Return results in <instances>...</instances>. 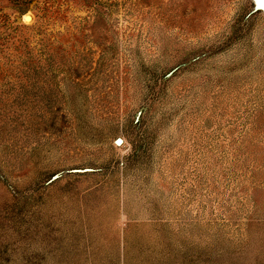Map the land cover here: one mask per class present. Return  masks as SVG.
<instances>
[{"label": "rangeland", "instance_id": "rangeland-1", "mask_svg": "<svg viewBox=\"0 0 264 264\" xmlns=\"http://www.w3.org/2000/svg\"><path fill=\"white\" fill-rule=\"evenodd\" d=\"M263 3L0 0V264H264Z\"/></svg>", "mask_w": 264, "mask_h": 264}, {"label": "water", "instance_id": "water-1", "mask_svg": "<svg viewBox=\"0 0 264 264\" xmlns=\"http://www.w3.org/2000/svg\"><path fill=\"white\" fill-rule=\"evenodd\" d=\"M262 7L264 8V4H262ZM29 17H30V15H29ZM25 18L28 19V16H26Z\"/></svg>", "mask_w": 264, "mask_h": 264}, {"label": "bare ground", "instance_id": "bare-ground-1", "mask_svg": "<svg viewBox=\"0 0 264 264\" xmlns=\"http://www.w3.org/2000/svg\"><path fill=\"white\" fill-rule=\"evenodd\" d=\"M263 4H264V3H263ZM26 16H28V15H26ZM26 16H25V17H26ZM28 17H29V16H28ZM25 19H26V18H25Z\"/></svg>", "mask_w": 264, "mask_h": 264}]
</instances>
